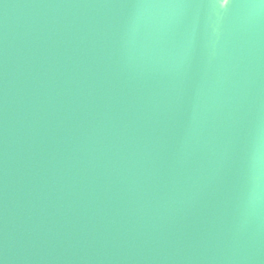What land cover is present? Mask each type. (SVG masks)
<instances>
[{
  "label": "water",
  "instance_id": "1",
  "mask_svg": "<svg viewBox=\"0 0 264 264\" xmlns=\"http://www.w3.org/2000/svg\"><path fill=\"white\" fill-rule=\"evenodd\" d=\"M0 264H264V0H0Z\"/></svg>",
  "mask_w": 264,
  "mask_h": 264
}]
</instances>
